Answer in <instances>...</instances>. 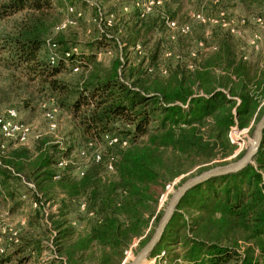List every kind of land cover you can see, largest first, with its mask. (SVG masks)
Here are the masks:
<instances>
[{
    "label": "trees",
    "instance_id": "16d2710c",
    "mask_svg": "<svg viewBox=\"0 0 264 264\" xmlns=\"http://www.w3.org/2000/svg\"><path fill=\"white\" fill-rule=\"evenodd\" d=\"M157 1L141 18L132 0H83L94 25L83 54L67 36L83 20L77 7H70L74 25L57 31L65 0H0V22L16 16L0 31V104L14 107L11 99L19 97L27 111L53 101L71 124L62 140L41 136L31 147L0 135V205L9 202L11 212L23 201L36 205L16 251L1 254L0 264H123L131 245L138 241L141 249L157 227L165 186L227 164L235 152L229 131L263 114L264 30L249 62L234 36L215 24L212 53L196 54L192 69L172 66V54L162 58L170 34L165 20H177L184 0ZM197 2L196 13L206 18L227 11L236 23L232 13L239 9L246 22L264 19V0ZM99 10L114 14L112 25L98 20ZM74 48L78 53L67 57ZM109 135L127 146L108 147ZM98 145L101 161H90L82 176L75 167H57ZM20 185L28 193L22 201ZM157 255L165 264H264V130L252 164L184 194L151 257Z\"/></svg>",
    "mask_w": 264,
    "mask_h": 264
},
{
    "label": "rangeland",
    "instance_id": "374dc122",
    "mask_svg": "<svg viewBox=\"0 0 264 264\" xmlns=\"http://www.w3.org/2000/svg\"><path fill=\"white\" fill-rule=\"evenodd\" d=\"M88 3H93L96 0H85ZM191 0H184V7L182 11L177 15V20H174L178 26L187 25L189 28L191 26V31L189 34L180 36L175 31L170 32L169 39L165 40L164 46H163V56L162 58H170L168 57V54H172V66H175V64H186L188 65L191 63L192 58L190 57L191 53L200 54L199 57L205 56V54L212 53L214 51V48L211 43V34L213 31V28H211V23H207L208 25L205 26H199L196 24L194 19H192V15L196 12H198V8L196 7L198 2L197 0H192V3H190ZM66 4L63 9V17L64 19L67 16V10L71 6L77 7L81 13H83V20L77 23V26L73 29L69 30V39H72L74 41V44L79 47L80 52L83 54L89 53V50L86 49L85 43L91 39V34H93V27L94 25L91 24L88 20L90 18L89 10L83 9L86 7V5L83 3V0H65ZM214 4L216 1L213 2ZM82 4V6L80 5ZM81 6V7H80ZM83 7V8H82ZM200 10V9H199ZM201 11V10H200ZM237 11V10H236ZM227 12V11H226ZM233 18L235 21L244 20V17H239V15H236L235 12L232 13ZM212 17V16H210ZM16 18L9 17L4 21L0 22V31L2 30H8L13 20ZM186 18V19H185ZM178 21V22H177ZM185 21V22H184ZM246 22V21H245ZM186 23V24H184ZM220 29V28H219ZM224 28L220 29V32H224ZM257 28L254 26L253 21L251 19L250 22H246V25L241 28V33L237 36H234L236 40V45L238 50H240L243 55L248 56V60L245 62H249L251 58H254L257 54V52H251V50L248 48V41L251 37L252 33L256 31ZM174 38L173 40L171 38ZM201 44V47H200ZM260 50V49H259ZM180 59H177L176 57H179ZM189 61V62H188ZM1 72V69H0ZM4 78L0 77V87L2 86L5 88V80ZM22 95V94H21ZM1 96V93H0ZM25 97V95L21 96ZM21 101L19 97H13L11 99V104L13 106H8L7 104H0V114H3L6 110H15L17 112L18 118L21 121H24L29 124V127L31 129V133L33 136L36 137H44L47 136L51 138L53 141H60L62 140L63 136L67 135L70 131L71 124H69L67 116L65 115H57L56 121H57V130L55 132H51L48 128V122L45 119L44 112L42 111V107L40 106V110L38 109L37 103L35 104V107L32 110L25 111L21 107ZM261 117V116H260ZM260 119V118H259ZM258 122V121H257ZM257 122H253L250 124L249 127L245 128V131H242V134L239 136L240 142L237 147H235V154L231 157L225 159L226 163H232L236 160H238L246 151L248 146L250 145V142L252 140L253 130ZM243 130V129H242ZM32 141L27 143L26 145H21L17 143V146L20 147H31ZM9 147H12L10 145ZM76 162H80V160H77ZM195 175V173H190L188 175H185L183 177H180L173 182H175L174 188L171 190L169 194H167L161 202H159V209L164 210L165 206L167 205V202L170 199V196L176 191V189L183 183L182 180L188 179L191 176ZM171 182V183H173ZM17 189V188H16ZM18 192L21 196L23 194H27V190L24 186L20 185L18 187ZM22 201V199H21ZM11 204L9 202H3L0 205V248H3L4 253L3 254H13L16 251L15 246L19 245L18 241L13 242L10 240L13 233H17V235L20 237L21 232L23 234V229L26 227L27 219L29 214L35 210L31 205L23 201L19 204L18 207H15V209L11 212ZM54 209V207H51V210ZM135 250H133L132 256L123 262V264H129L131 260L134 258L136 252L139 250L137 249L138 241H135ZM30 253V252H29ZM32 256L34 252L30 253ZM49 252H44L43 256H49ZM152 257H161L160 255L152 256ZM151 258V256L149 257ZM147 258V259H149ZM44 260L46 258H43ZM179 261H175L173 264L178 263ZM13 264V263H10ZM29 264H38L37 262L31 261ZM143 264H147V261H145ZM159 264H165V263H159ZM180 264V262H179Z\"/></svg>",
    "mask_w": 264,
    "mask_h": 264
},
{
    "label": "built area",
    "instance_id": "2783aa9c",
    "mask_svg": "<svg viewBox=\"0 0 264 264\" xmlns=\"http://www.w3.org/2000/svg\"><path fill=\"white\" fill-rule=\"evenodd\" d=\"M134 8L138 9L140 11V17H145L149 15L153 9L156 6H159L161 4L160 1L157 0H132ZM100 11V10H99ZM124 12H127V8H124ZM74 9L73 8H68L67 10V16L64 18V20L61 22V24L56 28L57 31H63L65 30L68 26H73L74 21L70 18V15H73ZM77 18L80 17V14L75 15ZM115 16L112 13H102L101 11L98 13V20L99 21H105L108 26L112 25L114 22ZM192 19H194L197 22H200L202 24H219L222 28L227 30L230 35L232 36H237L241 33V28H243L246 25L245 20H240L239 22H233L228 20V16L226 12L221 11L218 13L216 17H204V15L199 12V13H194L192 15ZM254 26L257 28L256 31H254L249 38L248 41V48L251 51H258L261 46V31L264 30V19L263 18H256L253 20ZM165 25L168 28L170 32H176L181 35H187L189 33V27L187 25L183 26H178L177 23L173 20L166 19L165 20ZM172 40L174 39L173 37L171 38ZM201 47V44H200ZM52 49H55V46H51ZM139 49V48H137ZM78 51L76 48L71 50L70 53H68L66 56L69 57L71 55L77 54ZM170 56V54H168ZM190 57L194 59L196 57L195 53H191ZM177 59H180L179 57H176ZM244 60H247V56L243 57ZM56 56L54 54H51L49 56V63L53 65L55 63ZM189 69H192V66L189 64L188 65ZM74 72H77V69L73 70ZM45 119L48 122V128L51 132H55L57 130V115H58V110L54 106L53 101H49L46 103H43L41 105ZM242 131L244 132L245 129L239 130L237 128H232L229 133H228V140L229 142L237 147L240 142L239 136L242 134ZM0 135L4 139H13L15 140L16 143H19L21 145H26L29 143L31 140L37 139L38 137L33 136L31 133V129L29 127V124L21 121L18 118L17 112L15 110H7L4 115L0 116ZM104 140L106 142V145L108 147H113V146H119L120 148H125L127 146L126 141H121L119 137L109 135L105 136ZM235 154V153H234ZM78 157L80 159V162H73L72 159H61L59 160V163L57 165L58 168H65L68 166H72L76 168V172L78 176H82L83 172L88 165L90 161H93L94 163H99L101 161V147L100 145L95 148L91 154H88L86 151L82 150L79 152ZM113 157H109L107 164H106V170L108 172L113 171ZM57 179V177H56ZM175 182L170 183L165 186L164 192L160 197V201L171 192V190L174 188ZM27 189H32L33 186L31 184H27ZM25 196H22V199H25ZM35 208L36 205H33ZM84 209V205H81V210ZM17 233H13L10 240L13 242H16ZM136 246L135 243L131 245V247L125 252V259H129L132 254L133 250H135ZM4 253L3 248H0V255ZM158 257H151L149 259H146L147 264H159L158 263Z\"/></svg>",
    "mask_w": 264,
    "mask_h": 264
},
{
    "label": "water",
    "instance_id": "95a60500",
    "mask_svg": "<svg viewBox=\"0 0 264 264\" xmlns=\"http://www.w3.org/2000/svg\"><path fill=\"white\" fill-rule=\"evenodd\" d=\"M263 130H264V112L254 127L250 145L238 160L232 163L216 166L207 171H204L196 176L187 179L182 185H180L176 189V191L170 196V199L163 210V215L159 220L157 227L155 228L151 238L141 249H139L136 252L134 258L131 260L129 264H141L143 261H145L147 258L151 256L153 250L156 248L157 244L160 241V238L163 234L166 225L171 220L173 212L178 202L188 190L192 189L194 186L203 183L209 179L240 172L247 165L252 164L253 159L256 156L261 145Z\"/></svg>",
    "mask_w": 264,
    "mask_h": 264
},
{
    "label": "crops",
    "instance_id": "0c3cea01",
    "mask_svg": "<svg viewBox=\"0 0 264 264\" xmlns=\"http://www.w3.org/2000/svg\"><path fill=\"white\" fill-rule=\"evenodd\" d=\"M234 12L236 15H239V17H244L243 12L241 10L238 9L237 11L235 10Z\"/></svg>",
    "mask_w": 264,
    "mask_h": 264
},
{
    "label": "bare ground",
    "instance_id": "6f19581e",
    "mask_svg": "<svg viewBox=\"0 0 264 264\" xmlns=\"http://www.w3.org/2000/svg\"><path fill=\"white\" fill-rule=\"evenodd\" d=\"M146 261V260H145ZM145 261H143L141 264H143Z\"/></svg>",
    "mask_w": 264,
    "mask_h": 264
}]
</instances>
